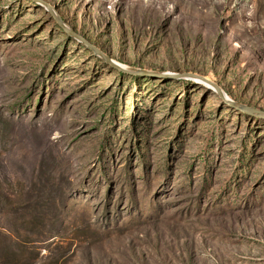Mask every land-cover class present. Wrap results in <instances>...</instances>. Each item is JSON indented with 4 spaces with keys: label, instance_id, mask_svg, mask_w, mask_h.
<instances>
[{
    "label": "rangeland",
    "instance_id": "1",
    "mask_svg": "<svg viewBox=\"0 0 264 264\" xmlns=\"http://www.w3.org/2000/svg\"><path fill=\"white\" fill-rule=\"evenodd\" d=\"M213 84L264 110V0H0V264H264V118Z\"/></svg>",
    "mask_w": 264,
    "mask_h": 264
},
{
    "label": "water",
    "instance_id": "2",
    "mask_svg": "<svg viewBox=\"0 0 264 264\" xmlns=\"http://www.w3.org/2000/svg\"><path fill=\"white\" fill-rule=\"evenodd\" d=\"M55 20L58 23V25L69 35L75 37L76 39L80 40V41H84V39L78 35L77 33H75L72 29H70L67 25H65L62 20L55 16ZM87 47L93 51V53L99 55L104 61H106L107 63H109L112 67L118 69L119 71H123V72H127V73H131V74H135V75H151V76H159V77H165V78H180V77H195V73H191V72H170L167 73L166 71H154V70H149V69H143V68H127V67H123L120 64L116 63L115 61H113L111 58L103 55L102 53H100L93 45L87 43ZM215 87V91L217 93V95L220 97V99L226 103L227 105L240 110L242 112L251 114V115H255L257 117H261L264 118V110L262 109H258L256 107L250 106V105H246V104H242V103H238L232 99H227V97H225V94L223 92V90L217 86L216 84H213Z\"/></svg>",
    "mask_w": 264,
    "mask_h": 264
},
{
    "label": "bare ground",
    "instance_id": "3",
    "mask_svg": "<svg viewBox=\"0 0 264 264\" xmlns=\"http://www.w3.org/2000/svg\"><path fill=\"white\" fill-rule=\"evenodd\" d=\"M119 64V63H118ZM122 66V65H121ZM126 67V66H124ZM171 71H167V73H170ZM181 79H196L195 81L196 82H199V83H203L205 85H208L209 87H211V85L207 84L203 79H200L199 76L196 74L195 77H180ZM225 94V93H224ZM225 97H227V99H230V97L225 94Z\"/></svg>",
    "mask_w": 264,
    "mask_h": 264
}]
</instances>
